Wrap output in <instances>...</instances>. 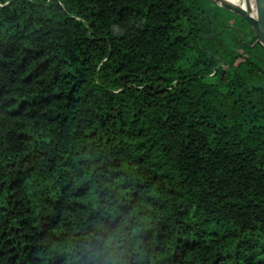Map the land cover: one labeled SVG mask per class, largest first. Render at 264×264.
Here are the masks:
<instances>
[{
	"label": "trees",
	"instance_id": "16d2710c",
	"mask_svg": "<svg viewBox=\"0 0 264 264\" xmlns=\"http://www.w3.org/2000/svg\"><path fill=\"white\" fill-rule=\"evenodd\" d=\"M0 264H264V46L215 0H0Z\"/></svg>",
	"mask_w": 264,
	"mask_h": 264
},
{
	"label": "water",
	"instance_id": "95a60500",
	"mask_svg": "<svg viewBox=\"0 0 264 264\" xmlns=\"http://www.w3.org/2000/svg\"><path fill=\"white\" fill-rule=\"evenodd\" d=\"M215 1L221 4L222 6L230 9L231 11L235 12L236 14L247 19L251 24V26L253 27V29L256 31L259 37V41L264 46V0H255L258 10L257 15L251 14L247 9L239 5H235L227 1H221V0H215Z\"/></svg>",
	"mask_w": 264,
	"mask_h": 264
},
{
	"label": "bare ground",
	"instance_id": "6f19581e",
	"mask_svg": "<svg viewBox=\"0 0 264 264\" xmlns=\"http://www.w3.org/2000/svg\"><path fill=\"white\" fill-rule=\"evenodd\" d=\"M221 1H227L229 3L239 5L245 9H247L251 14L257 15L258 10L255 6V0H221Z\"/></svg>",
	"mask_w": 264,
	"mask_h": 264
},
{
	"label": "rangeland",
	"instance_id": "374dc122",
	"mask_svg": "<svg viewBox=\"0 0 264 264\" xmlns=\"http://www.w3.org/2000/svg\"><path fill=\"white\" fill-rule=\"evenodd\" d=\"M255 6L257 7L256 2H255Z\"/></svg>",
	"mask_w": 264,
	"mask_h": 264
}]
</instances>
